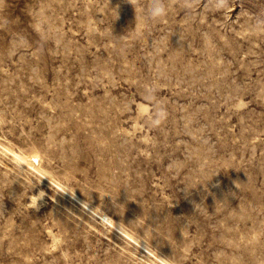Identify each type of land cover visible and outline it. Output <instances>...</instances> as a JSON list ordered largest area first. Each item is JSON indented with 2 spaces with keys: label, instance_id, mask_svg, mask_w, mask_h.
<instances>
[{
  "label": "rangeland",
  "instance_id": "374dc122",
  "mask_svg": "<svg viewBox=\"0 0 264 264\" xmlns=\"http://www.w3.org/2000/svg\"><path fill=\"white\" fill-rule=\"evenodd\" d=\"M0 264H264V0H0Z\"/></svg>",
  "mask_w": 264,
  "mask_h": 264
},
{
  "label": "bare ground",
  "instance_id": "6f19581e",
  "mask_svg": "<svg viewBox=\"0 0 264 264\" xmlns=\"http://www.w3.org/2000/svg\"><path fill=\"white\" fill-rule=\"evenodd\" d=\"M38 195H39V196L43 195V193H42L41 190L38 191ZM32 202H33V201H32Z\"/></svg>",
  "mask_w": 264,
  "mask_h": 264
}]
</instances>
